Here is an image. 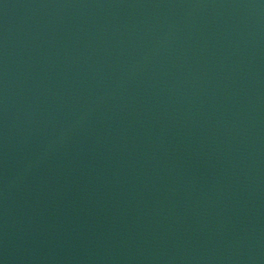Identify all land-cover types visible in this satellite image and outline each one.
Listing matches in <instances>:
<instances>
[{
    "label": "water",
    "instance_id": "water-1",
    "mask_svg": "<svg viewBox=\"0 0 264 264\" xmlns=\"http://www.w3.org/2000/svg\"><path fill=\"white\" fill-rule=\"evenodd\" d=\"M0 264H264V0H0Z\"/></svg>",
    "mask_w": 264,
    "mask_h": 264
}]
</instances>
